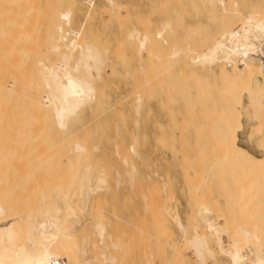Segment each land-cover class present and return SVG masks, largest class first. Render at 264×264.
<instances>
[{"label": "bare ground", "instance_id": "bare-ground-1", "mask_svg": "<svg viewBox=\"0 0 264 264\" xmlns=\"http://www.w3.org/2000/svg\"><path fill=\"white\" fill-rule=\"evenodd\" d=\"M75 2V0H65L66 6L63 8V0H0V264H91L88 260L87 262H81L82 260L79 261L77 257V259L74 257L73 247L77 243L72 245L73 241L71 239L73 233L79 231L78 229L82 228V225L87 226L89 223L87 217L94 196L103 188L102 172L99 171L90 175L89 171L88 173L84 172L86 170L84 168V171L79 170L80 172L77 173L78 165L83 168L85 164L83 165L82 162H87V158H90L91 155H88L91 150H88L87 147L77 141L72 140V145L68 146V149L66 147L63 149H67L65 153L59 152L61 146L63 147L61 143L66 137L64 135L68 132L71 121L84 113L86 108L90 107L91 102L96 100V81L101 78L102 67L104 68L99 52L89 42L80 38L85 20L89 16L87 12L83 15L84 23L82 24V20L77 30L62 29L60 20H64L69 24L70 17H72L71 9H74ZM85 2L88 5L92 4L91 0H85ZM202 2L214 12L213 16L216 23V27L211 30H207V25L203 27L207 30L204 31V39H202V42L206 44L205 48L198 50L199 47H202V45L200 46L201 43H199L198 49L194 48L195 46L184 49L173 48L169 56L172 59L171 62H177L179 58L183 61L189 59L188 62H182L186 65L189 75L194 79L192 80L195 81V89H191L188 95L194 94V97L199 98L204 95L211 99V101L209 99L210 106L214 108V111L204 110V117L213 120L215 134L214 141H212L214 143L213 148L216 150L214 149L215 153H212V155H208V157L210 155L213 157L212 160L214 159L213 163H215L212 164L213 167L209 164L207 168H214V165L227 162L231 166L232 164L235 165V168L239 169L241 167L247 173H253V178L256 173L264 175L263 135L258 141L261 149V156L259 157L237 143L238 132L245 129L241 121L242 118L246 121H253L256 125L254 129L258 127V129L262 128L264 130V0H259L258 5L254 3L246 11L237 8L240 6H238L237 0H202ZM108 4L110 8L107 12L109 9L112 12L113 1L108 0ZM260 4L263 6H259ZM115 18H117V15ZM235 22H239L236 29L233 28ZM164 25L168 27V24ZM193 32L196 34L198 30L191 33ZM157 33L160 34L161 32H156V35ZM164 33L166 34V31ZM128 37L138 52L148 51L149 43L146 33L140 35L133 30L128 34ZM118 48L117 46L116 49ZM168 49L170 48L168 47ZM50 54L57 57V59L50 64H44L43 60ZM213 66L216 67V70L212 68ZM165 72L168 73L167 70L164 71V74ZM150 85V79L147 78L132 89L137 102L136 112L141 101L136 89L141 86L149 87ZM182 94L186 93L182 92ZM198 112L200 113L199 110ZM181 122L183 125V121H180V125ZM256 130L247 133L249 138L258 133V130ZM128 147L132 152L134 151L133 146ZM197 153H195L196 156H200V153ZM196 156L190 157L196 158ZM186 159H188V156ZM89 160L91 161L92 158ZM92 162L89 166H92ZM58 164H64V167H62L66 168L67 166V168L60 172L61 169L59 171L54 168L59 166ZM39 166H51L54 169L45 167L46 170L40 171L41 175L37 172L36 175H32L34 172L31 171L32 168L30 170V167ZM207 168L205 165V169ZM209 172L210 170L204 175L209 176ZM247 175L245 174V178ZM233 177L230 178L234 179ZM27 179L29 181L26 184ZM233 182L237 183V180H233ZM16 183L21 186L19 191L14 192L13 189H15ZM236 183L233 186L236 187ZM241 185L243 186V184ZM195 193H193L196 195L195 197H199L201 191L199 195ZM72 196H75V199L80 202L79 206L84 212V216H80L83 217L82 219L71 216V211L74 210L71 203ZM242 196L241 199H244L245 194ZM200 201L202 202H198V205L201 203V209L205 203L206 205L209 204L205 199L204 203L203 198ZM238 201H240L239 203L244 202L239 199ZM223 203L225 205H222L223 207L221 206L222 208L215 214L212 213L213 210L209 209L210 207L208 208L205 205L203 210H200L199 215L202 213L208 214V216L204 214L205 218L202 217L208 234H194L186 239L193 252L192 254L201 262L204 255L213 257L214 254L209 240L214 237L220 248L217 253H225L230 264H264L263 243L262 246L258 244L254 246L251 257L247 258L242 254V246H249L251 240L256 243L259 241L264 242L263 239L261 240V235L264 238V228L259 235V223L256 225L252 222L255 225L253 227L249 226V228L241 227L243 230L238 231L239 234H236L239 240L235 237L231 243V250L226 252L221 248L220 231L223 232V230H220L215 220L223 223L232 220L229 202L224 201ZM248 203L252 204L251 200ZM209 206L217 210L214 205L212 207V204H209ZM241 209L238 210L241 217L249 212L247 209L244 210L245 208H243V211ZM196 210L194 213L199 212L198 208ZM212 214L215 216L214 218L211 216ZM59 215L64 217L65 222L70 225L69 227L58 222ZM173 217L172 220H175V224L182 235H185L187 228L177 216ZM245 217L248 218L246 215L243 218ZM259 217L260 220H263L264 225V211ZM189 219L193 218L189 217ZM246 220H250L248 223L251 222L250 217ZM98 223L93 229H96L98 237L102 238L103 228L100 225L101 222ZM228 225L231 226V223ZM249 225L251 224L249 223ZM80 233L82 232L80 231ZM148 234H150V231ZM86 236L84 235L82 241L87 239ZM231 238L233 239L232 235ZM231 238L229 239L231 240ZM120 241L122 240L120 239ZM102 242L104 241L102 240ZM253 242H251V246ZM256 243L254 244L256 245ZM82 244L84 245V242ZM94 244L93 247H95ZM76 247V251H79L78 249L81 246L78 247L77 244ZM84 250L82 249V251ZM117 250L114 251L117 252ZM86 251L90 250L87 249ZM173 253H177L176 250ZM108 255L110 254L108 253ZM177 255L174 256L177 258ZM114 258H109V261L114 263ZM114 264H116V261Z\"/></svg>", "mask_w": 264, "mask_h": 264}, {"label": "rangeland", "instance_id": "rangeland-1", "mask_svg": "<svg viewBox=\"0 0 264 264\" xmlns=\"http://www.w3.org/2000/svg\"><path fill=\"white\" fill-rule=\"evenodd\" d=\"M63 1V8H65V0ZM75 1L74 9H71L72 17H70L69 24L64 20H60L62 29L77 30L83 20L84 13L87 12L89 16L88 18L86 17L80 38L89 42L99 52L104 68L102 67L101 78L96 81V100L91 102V108H86L84 113L71 121L70 128L64 135L67 140L64 139L62 141L61 145L63 147L61 146L59 152L65 153L73 141L83 144L88 150H91L88 154L91 155L89 156L90 158H87V162H82L83 165L85 164L83 168L78 165L77 173L85 169L87 171L85 170L84 172L88 173L89 171L90 175L100 171V173L102 172L104 183L102 191L100 190L94 196L87 217L88 225H82L81 230L78 229L79 231L73 233L72 245L77 243L78 247L84 246L83 248L80 247L79 251H76L77 244H75L73 247L74 257H77L78 259H76L79 261L82 260L81 262H87L88 260L91 264H114L115 261L116 264H230L229 258L225 253H217L220 248L216 244L214 237L209 238L210 240L208 239L214 256L204 255L202 262L192 254L193 252L188 246L186 239L194 234H208L202 218H205L208 214L202 213L199 215L200 210H203L205 205L214 211L215 209L209 206V204H212V207L214 205L217 209L214 212L212 211L215 214L223 207L222 205H225L224 201L229 202L232 220L224 223L215 220L220 230H223V232L220 231L221 248L223 250L226 252L231 250L232 241L235 237L238 238L236 234H239L245 227H253L259 223L258 227H260L258 230L260 229V232L258 233L260 235L261 230L264 228L263 220H260L259 217L264 211V175L256 173L257 177L254 175L253 178V173H247L240 166L239 169L235 168V165L232 164L231 166L227 162L221 163L222 166L220 164H217L218 166L214 165V168H212V164L215 163H213L214 159L212 160L213 157H211L216 150L213 148L215 129L213 128V120L204 117L206 110L214 111V108L210 106L211 99L204 95L200 96L201 99L197 96V98L194 97V94L188 95V92L195 85L194 79L189 75V71L184 65L189 59H184L185 61H183V59L180 60L179 58L177 62H171L172 59L169 56L173 48L184 49L195 46L194 48L198 49L199 43H201L200 46L202 45V47H199L198 50L204 49L206 45L202 42L204 31L216 27L214 12L202 0H112V12L110 9L107 12L108 8H110L108 0H91L92 4L90 5L85 0ZM258 2L259 0H237L238 6L240 5L237 8L241 11H246L254 3L258 5L260 3ZM194 5L195 7H193ZM116 15L118 19L115 18ZM235 23L233 24L234 29L238 28L239 25V22ZM164 24H168V27ZM205 25H207V30L203 28ZM194 28H198L196 29L198 32L193 30ZM133 30L140 35L143 33L147 34L149 43L147 52H138L136 47L133 46L131 39L128 37V34ZM159 31L161 33L156 35V32ZM192 31H195L196 34L194 32L191 33ZM117 46L119 47L118 49H116ZM56 59L57 57L50 54L43 60V63L50 64ZM182 62L184 63L182 64ZM212 68L216 70V67L213 66ZM166 70L168 73L166 74L165 72L164 74ZM161 72L163 73L160 74ZM147 78L150 79L151 85L149 87L141 86L136 89L141 97L139 108L136 112L137 102L132 89ZM182 92L186 94H182ZM187 114L188 116H186ZM244 120V118L241 119L245 129L238 132L237 143L259 157L261 156V149L258 141L262 135V138H264V130L262 128H259V130L258 127L254 129L256 125L253 121ZM180 121H183V125L182 122L180 125ZM256 129L258 133L253 134L250 139L249 132ZM130 145L134 147L133 152L128 147ZM65 147L67 149L63 150ZM197 152L200 153L202 158L199 155V157L196 156ZM209 154H211L210 158L208 157ZM193 155L196 158L190 157ZM187 156L188 159H186ZM91 158L92 160L90 161L89 159ZM194 159L196 160L194 161ZM91 162L93 164L89 166ZM209 164L212 166L210 169L207 168ZM58 165L54 168L57 170L61 169V171L59 170L60 172L67 168V166L63 168L64 164ZM205 165L207 169H205ZM45 167H30V170L32 168L31 171L35 173L32 175H36V172L41 175L40 171L43 172L46 168L54 169L51 166ZM27 170L29 171V169ZM209 170L211 173L209 172V176H206ZM204 173L206 174L204 175ZM245 174H248L246 178ZM205 176L208 178L207 180H205ZM233 180H237V183L233 182ZM28 181L27 179L25 183L27 184ZM235 183L237 184L236 187L233 186ZM20 186V184L16 183L13 191H19ZM198 189L201 191L200 195ZM195 191L199 197H195L196 195L193 194ZM243 194H245V198L241 199ZM72 197L71 203L75 213L74 210L71 211V216L73 218L77 216L78 218L76 217V219H82L83 217L80 216H84V212L79 206L80 202L75 199V196ZM98 198L99 200H97ZM197 198H201L200 200L203 198V202L205 199L209 204L206 205L204 202L205 204L203 203L204 205L201 209V203L198 205V202L202 201L197 200ZM238 199L244 202L239 203ZM249 200H251L253 206L248 203ZM149 205L150 207H148ZM195 208H198V213H194ZM243 208L249 211H245L247 213L243 217L245 215L248 218L250 217L251 222L249 223L251 225L248 223L250 220H246L248 218L245 217V219L238 214L240 209L243 211ZM93 210L95 211L93 212ZM174 214L187 228L185 235H182L175 224V220H172ZM213 214L211 216L214 218ZM189 217L193 219L190 220ZM58 218V222L67 227L70 226L65 222L63 216L59 215ZM98 222H101L100 225L103 228L102 238H99L95 231L96 229H93ZM252 222L255 224L253 225ZM229 223H231V226L228 225ZM241 227L243 228L241 229ZM143 230L147 231V233H143ZM149 231L150 234H148ZM166 231L167 233H165ZM84 235H88L85 237L88 240L83 239L82 241ZM149 235H154L155 238L154 236L149 237ZM262 239L264 240L261 235ZM83 242L84 245L82 244ZM251 242L253 240L250 241L249 246H242V254L247 258L253 254L254 246H257V244L262 246V243L264 244L263 241L258 243L254 241L251 246ZM86 243L88 244L86 245ZM93 244L95 247H93ZM113 244L118 250L114 247L112 248ZM82 249L85 250L82 251ZM87 249L90 251L87 252ZM114 250H117V252ZM175 250L177 253L179 252V256L177 253H173ZM101 253L103 254L101 255ZM174 255H177V258ZM113 257H115L113 259L114 263L109 261V258ZM250 260L252 261L253 259Z\"/></svg>", "mask_w": 264, "mask_h": 264}]
</instances>
